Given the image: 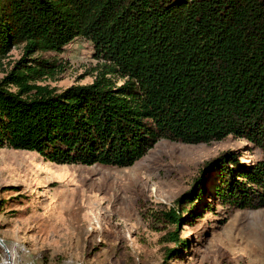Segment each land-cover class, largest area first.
I'll use <instances>...</instances> for the list:
<instances>
[{"label": "trees", "instance_id": "obj_1", "mask_svg": "<svg viewBox=\"0 0 264 264\" xmlns=\"http://www.w3.org/2000/svg\"><path fill=\"white\" fill-rule=\"evenodd\" d=\"M79 37L125 79L120 86L104 75L59 92L29 82L53 63L21 64L26 56L58 52ZM16 45L25 69L0 81V148L56 164L125 167L162 138L199 144L233 136L264 154V0H0V59ZM206 172L216 175L220 204L264 207V158L245 164L228 150L204 161L178 207L160 212L175 225L168 258L187 245L178 236L183 208L203 194Z\"/></svg>", "mask_w": 264, "mask_h": 264}, {"label": "rangeland", "instance_id": "obj_2", "mask_svg": "<svg viewBox=\"0 0 264 264\" xmlns=\"http://www.w3.org/2000/svg\"><path fill=\"white\" fill-rule=\"evenodd\" d=\"M23 57V45L0 59V81L12 70L53 63L34 82L57 92L104 75L115 87L124 78L76 38L60 51ZM11 90L17 87L9 85ZM233 150L252 164L263 152L244 138L186 144L159 139L130 166L56 164L35 151L0 148V264H264V207L238 209L216 201V175L206 172L203 194L183 208L178 228L187 245L170 258L175 225L161 211L193 189L204 161ZM195 211L194 215L187 213Z\"/></svg>", "mask_w": 264, "mask_h": 264}, {"label": "water", "instance_id": "obj_3", "mask_svg": "<svg viewBox=\"0 0 264 264\" xmlns=\"http://www.w3.org/2000/svg\"><path fill=\"white\" fill-rule=\"evenodd\" d=\"M0 243L3 245L2 240L0 239Z\"/></svg>", "mask_w": 264, "mask_h": 264}]
</instances>
